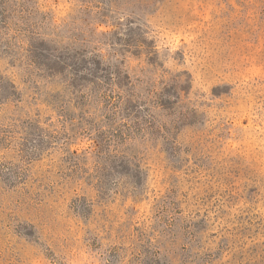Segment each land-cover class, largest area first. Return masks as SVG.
Instances as JSON below:
<instances>
[{"label": "rangeland", "instance_id": "1", "mask_svg": "<svg viewBox=\"0 0 264 264\" xmlns=\"http://www.w3.org/2000/svg\"><path fill=\"white\" fill-rule=\"evenodd\" d=\"M3 1L130 83L81 106L0 24V264H264V0Z\"/></svg>", "mask_w": 264, "mask_h": 264}, {"label": "trees", "instance_id": "2", "mask_svg": "<svg viewBox=\"0 0 264 264\" xmlns=\"http://www.w3.org/2000/svg\"><path fill=\"white\" fill-rule=\"evenodd\" d=\"M6 5L7 2L0 0V24L6 25L9 20L10 22L16 20L18 22L16 24H20L18 29L24 31V33H29V35H25L28 38L26 42L28 44L27 48L23 47L24 51H26L24 59L27 61L26 67L31 68L28 80L32 79L34 69L42 71L39 74L40 76L51 79L53 83L65 85L66 88L73 92L75 101L81 106H88L94 103L93 100L95 98L105 104L114 101L115 106L117 103L121 104L124 101L126 97L123 96L124 94L121 91L128 88V83H130V77L124 65H112L105 56L91 54V52L86 50V48L90 49V47L85 45L84 48H81L76 44L79 40L62 46L55 36L40 35L39 32L34 31L35 22H32L30 18L32 16V10L30 9L32 4L28 1L25 4L13 3L11 7ZM102 18L95 23L93 32L99 29V24H108V15L106 13L103 14ZM10 85L14 90H17V86L14 83H10ZM115 91H119V93L117 92L114 95ZM114 98L117 99L113 100ZM127 99L131 108L129 115H133L138 111L139 107H137L135 100L130 101L129 98ZM100 134L102 136L96 139L98 149L103 148V143L106 141L103 133ZM109 157L110 154H108L107 158Z\"/></svg>", "mask_w": 264, "mask_h": 264}]
</instances>
